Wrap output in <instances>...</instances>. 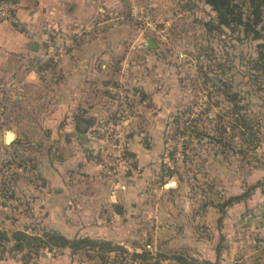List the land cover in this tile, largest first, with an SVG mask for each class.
Returning <instances> with one entry per match:
<instances>
[{"label": "rangeland", "instance_id": "rangeland-1", "mask_svg": "<svg viewBox=\"0 0 264 264\" xmlns=\"http://www.w3.org/2000/svg\"><path fill=\"white\" fill-rule=\"evenodd\" d=\"M104 2L108 6L103 17L128 18L144 28L146 52L155 53L154 60H141L145 88L134 90L135 99L155 102V106L145 111L129 108L127 118L118 124L123 136L115 137V151L143 174L145 198L60 199L66 207L71 203L74 215L87 216L78 222L80 237L113 241L128 253L108 255L106 263L90 259L85 251L70 258L75 264H134L131 255L147 250L158 256L160 264H180L174 258L177 255L193 264H216L207 253L215 245L212 229L216 230L214 222L220 214L217 205L250 191L254 174L259 179L264 175V71L258 62L264 11L256 27L263 39L255 40L238 27H213L217 17L204 0ZM235 3L246 15L251 13L249 0ZM147 38L154 41L155 49H147ZM112 67L116 70L120 63L113 61ZM138 114L157 117L127 122ZM110 125L116 136L117 129L110 123L98 125L97 135ZM25 141L28 148L4 152L0 159V220L8 217V222L0 221V229H23L24 222L15 218L21 217L27 233L37 236L46 230V209L40 199L46 183L35 155L41 153L40 141ZM135 153L144 156L136 160ZM29 179L31 195L24 188ZM255 190L262 193L264 187ZM187 199H206L218 214L196 218L200 204L186 212ZM51 206L54 213L56 202ZM62 251L66 250L50 251L34 244L17 254L36 262L44 261L45 254Z\"/></svg>", "mask_w": 264, "mask_h": 264}, {"label": "crops", "instance_id": "crops-1", "mask_svg": "<svg viewBox=\"0 0 264 264\" xmlns=\"http://www.w3.org/2000/svg\"><path fill=\"white\" fill-rule=\"evenodd\" d=\"M14 1L19 4L16 17L20 24H0V159L4 152L28 148L25 140L40 141L41 153L35 155L46 183L40 196L46 209L45 228L66 237L77 235L82 232L78 222L87 216L74 215L71 203L66 207L60 199L145 198L143 174L137 165L128 166L118 150L112 152L111 165L97 162L103 152L97 127L114 124L115 137L120 138L123 133L118 124L127 118L129 108L145 111L155 106V102H139L134 96L135 88H145L141 60H154L155 53L146 52L144 28L128 18L103 17L108 6L104 0ZM43 31H55L63 50L38 43L34 35ZM113 61L120 63L116 70ZM154 117L138 114L129 116L127 122ZM6 124L11 125L3 130ZM8 137L14 139L11 144ZM141 156L137 154L136 160ZM262 176L250 178L253 186L264 183ZM24 188L32 194L31 179ZM255 191L227 208L222 219L219 214L216 230L212 229L215 245L208 249L209 261L264 264V190ZM206 202L187 199L185 210L194 211L200 204L196 218L216 216V208ZM15 218L24 222V228L13 231L27 230L25 219ZM0 221L8 222L7 215ZM70 255L68 250L45 254L44 261L36 262L21 254L8 255L0 264H75Z\"/></svg>", "mask_w": 264, "mask_h": 264}, {"label": "trees", "instance_id": "trees-1", "mask_svg": "<svg viewBox=\"0 0 264 264\" xmlns=\"http://www.w3.org/2000/svg\"><path fill=\"white\" fill-rule=\"evenodd\" d=\"M207 5L211 7L216 14L217 20L213 27H225V28H240L245 34H252L255 40H262V36L258 34L256 27L262 22V15L264 11V0H249V10L251 13L246 15L239 6L235 3V0H204ZM260 53L258 62L262 64V70L264 71V42L259 46ZM172 177V175H170ZM264 187V183H258L251 187L250 191L240 196H233L223 201L217 208L223 218L225 211L230 206L247 199L251 192L258 187ZM122 214L121 210L117 211ZM221 222V221H220ZM34 244L39 247L46 248L50 251L53 250H69L71 255L85 251L88 257L92 260L99 259L102 262H107V256L111 254H128L127 250L121 244L115 243L109 240H96L88 236L80 237L79 234L68 238L55 231H47L44 229L42 235H30L27 230H14L6 231L0 229V259L5 258L9 253L17 254L26 251ZM10 246V248H8ZM94 254V255H92ZM11 255V254H10ZM12 255V256H13ZM164 258L160 255V258ZM180 264H193V261H189L182 255L174 257ZM132 262H140L142 264H149L152 260H156L154 264H160V260L154 257L149 251L144 250L142 253H134L131 255ZM166 260V259H165ZM191 262V263H190ZM208 264V263H207ZM217 264V262H216Z\"/></svg>", "mask_w": 264, "mask_h": 264}, {"label": "built area", "instance_id": "built-area-1", "mask_svg": "<svg viewBox=\"0 0 264 264\" xmlns=\"http://www.w3.org/2000/svg\"><path fill=\"white\" fill-rule=\"evenodd\" d=\"M19 9L18 2L14 0H0V24L2 23H12L14 25H19L20 22L16 17V13ZM36 41L40 43L42 46L47 47L49 49H53L59 47V50H63L62 43L56 42V38L60 37L55 33V31H43L36 33L34 35ZM113 126L103 129L99 133V138L103 146V152L99 157L101 162L103 161L105 164H112L111 157L112 152L115 151V136L112 133ZM99 154V155H100Z\"/></svg>", "mask_w": 264, "mask_h": 264}, {"label": "water", "instance_id": "water-1", "mask_svg": "<svg viewBox=\"0 0 264 264\" xmlns=\"http://www.w3.org/2000/svg\"><path fill=\"white\" fill-rule=\"evenodd\" d=\"M156 48V45L154 43V41L152 39H148L147 40V49L148 50H152V49H155ZM13 137H8L7 138V143L8 144H11L13 142Z\"/></svg>", "mask_w": 264, "mask_h": 264}]
</instances>
